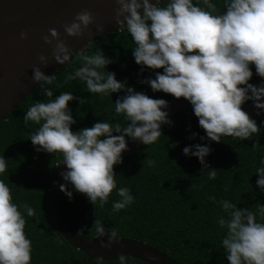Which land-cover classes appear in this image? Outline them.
Masks as SVG:
<instances>
[{
    "label": "clouds",
    "instance_id": "9594fccd",
    "mask_svg": "<svg viewBox=\"0 0 264 264\" xmlns=\"http://www.w3.org/2000/svg\"><path fill=\"white\" fill-rule=\"evenodd\" d=\"M200 0H198L199 4ZM116 23L119 29H127L136 47L133 56L138 65L149 69H163L156 72L155 78L142 83L150 85L152 91L170 94L176 99L184 98L193 107L199 126L207 137L220 143L222 137L234 140H251L258 136L257 121L242 109L251 100L257 109H264V86L249 83L253 73L250 65H255L256 74L264 78V0H224L220 12L212 0H202L204 7L193 0H115ZM141 9L143 10L141 14ZM94 23L93 14L84 10L75 16L71 24L64 25L69 37H83ZM102 32V26L97 27ZM44 43L52 46V58L58 64L73 62V56L82 66L65 77L64 83L79 79L86 83L88 92L112 94L121 91L126 95L115 101V112L128 121L126 126L119 122H97L90 128L72 131L75 124L69 102L84 99L75 97L72 92H61L53 97V90L46 85L56 81L55 74L45 75L40 67L33 68V81L38 83L48 102H36L26 112L24 122L39 125L30 135L37 151L60 153L67 171L62 172L65 184L60 190L70 199V183L74 189L85 194L95 206L103 207L114 190L120 197L112 205L113 212H119L134 202L127 187L117 190L114 166L122 163L121 154L128 150L125 137L151 145L162 135L161 126L172 124L164 99H153L144 93L126 87L115 73L104 71L113 63L99 49L93 54L77 50L72 52L60 33L52 28ZM27 39V33L20 34ZM55 41V43H54ZM91 46V40L87 49ZM38 60L47 67L49 60L40 55ZM57 87L61 85L57 84ZM251 93V95H249ZM117 133L118 135H113ZM197 134L193 133L192 138ZM203 139V137H201ZM258 143H254L256 147ZM176 145L174 144L173 147ZM185 147L183 153L199 159L206 168L205 157L211 149L197 144ZM151 167L154 160L147 159ZM264 165V158L261 159ZM7 160L0 157V174L7 171ZM256 181L264 191V166L256 169ZM209 179H216L217 169L209 170ZM215 201V197H210ZM228 218L220 217L218 225L227 232L221 241L230 264H264V222H257V216L264 219V205L257 203L252 209H240L228 200L219 202ZM29 217L35 210L27 203L23 205ZM26 220L13 202L10 187L0 180V264H31L32 241L25 234ZM96 238L108 237V243L101 241V247L111 248L120 241L118 229H106L97 218L94 222ZM82 228L77 233H83ZM120 264H125L126 256L120 255Z\"/></svg>",
    "mask_w": 264,
    "mask_h": 264
},
{
    "label": "trees",
    "instance_id": "16d2710c",
    "mask_svg": "<svg viewBox=\"0 0 264 264\" xmlns=\"http://www.w3.org/2000/svg\"><path fill=\"white\" fill-rule=\"evenodd\" d=\"M212 2L220 12L226 10L224 0ZM193 3L198 4V0H193ZM198 6L204 7L202 0ZM135 47L125 28L101 35L98 41L92 40L87 53L93 54L101 49L113 61L104 71L115 73L118 81H126V87L136 92L168 101L172 95L154 92L149 84L142 83L149 78L154 79L156 72L163 73V69L153 70L138 65L133 56ZM80 66L82 62L74 55L70 65L53 73L56 81L46 85L53 90L52 99L61 92H72L75 97L86 100L83 104L79 100L69 102L70 112L76 121L71 125L72 131L90 128L97 122H119L122 127L126 126L128 121L115 112V101L126 92L90 93L86 83L79 79L64 83L65 77ZM250 68L253 76L249 83L259 86L260 76L256 74L255 65H250ZM57 84L61 86L57 87ZM48 100L40 87L34 89L18 108L9 112L7 120H0V157L7 160L8 166L7 171L0 174V180L10 187L13 202L25 217V234L32 241L31 264H120L119 260H90L86 263V256L70 246L53 228L47 211L48 191L55 164L62 155L37 151L38 146L32 144L30 135L40 126L31 121L27 125L24 122L30 106ZM253 119L260 128L258 136L242 141L222 137L221 142L216 143L199 126L193 109L179 111L170 119L171 125L161 127L162 135L156 142L143 145L114 166L117 190L121 187L130 190L134 197L131 205L113 212V202L120 199L114 190L102 208L98 203L94 206L85 194L77 192L68 183V190L73 195L70 199L62 192L61 197L65 223L75 233L83 228L85 231L79 235L90 238L96 236L93 225L99 218L106 229L117 228L119 237L145 242L182 264H230L221 244L227 229L218 225V219H227L228 214L219 202L228 200L240 209L253 211L257 203L264 205V191L256 183L259 179L256 169L264 166L261 164L264 158V123L261 125L260 119ZM193 133L197 134L195 138H192ZM254 143L258 145L253 147ZM197 144L211 149L205 157L207 168L197 157L183 153V149L189 146L195 151ZM146 158L154 160L155 164L150 167ZM211 169H217L214 180L209 179ZM210 197H215V201ZM25 203L35 210V216L27 215L23 207ZM257 222H264V219L257 216ZM125 264L144 263L126 257Z\"/></svg>",
    "mask_w": 264,
    "mask_h": 264
},
{
    "label": "water",
    "instance_id": "95a60500",
    "mask_svg": "<svg viewBox=\"0 0 264 264\" xmlns=\"http://www.w3.org/2000/svg\"><path fill=\"white\" fill-rule=\"evenodd\" d=\"M150 2L156 3V0ZM118 7L115 0H0V120H7L9 112L18 108L25 97L40 87L32 79L34 67H40L45 75H53L55 71L71 64L61 65L52 58L53 48L43 40L45 36L51 39L49 29H56L60 33V39L66 42L72 52L87 51L90 40L98 41L101 35L118 31L115 15ZM84 10L93 14L94 23L85 31L83 37L67 36L64 25L71 24L75 16ZM142 12L141 9V14ZM98 26H102V32L97 31ZM22 32L27 33V39H21ZM40 55L48 58L47 67L40 64ZM259 86H264L262 77ZM167 102L168 107L162 111L168 113L169 120L179 111L193 109L191 103L184 98L171 97ZM260 102L264 103V98ZM242 109L251 118L264 120V109H257L253 101L243 104ZM164 125L166 124L161 127ZM126 141L128 150L122 152V159L145 145L130 137ZM65 171L67 167L61 157L53 171L47 211L54 230L70 246L86 256V263L90 260L115 261L120 255H124L144 264H182L165 252L139 240L120 237V241L113 243L109 249L101 247V241L108 243L107 236L89 238L71 230L61 211L60 185L64 184L61 173Z\"/></svg>",
    "mask_w": 264,
    "mask_h": 264
},
{
    "label": "built area",
    "instance_id": "2783aa9c",
    "mask_svg": "<svg viewBox=\"0 0 264 264\" xmlns=\"http://www.w3.org/2000/svg\"><path fill=\"white\" fill-rule=\"evenodd\" d=\"M264 123V120H261V125Z\"/></svg>",
    "mask_w": 264,
    "mask_h": 264
}]
</instances>
